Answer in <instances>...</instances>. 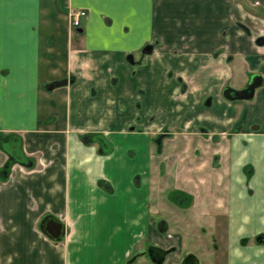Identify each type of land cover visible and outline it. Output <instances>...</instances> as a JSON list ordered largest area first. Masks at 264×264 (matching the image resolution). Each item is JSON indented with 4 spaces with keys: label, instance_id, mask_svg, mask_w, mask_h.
Masks as SVG:
<instances>
[{
    "label": "crops",
    "instance_id": "1",
    "mask_svg": "<svg viewBox=\"0 0 264 264\" xmlns=\"http://www.w3.org/2000/svg\"><path fill=\"white\" fill-rule=\"evenodd\" d=\"M239 23L264 33L239 0H0V264H180L172 222L205 211L225 212V264H264V46ZM251 74L263 79L253 98L223 97ZM164 130L176 137L158 188ZM191 138L220 168L209 156L175 169Z\"/></svg>",
    "mask_w": 264,
    "mask_h": 264
},
{
    "label": "rangeland",
    "instance_id": "2",
    "mask_svg": "<svg viewBox=\"0 0 264 264\" xmlns=\"http://www.w3.org/2000/svg\"><path fill=\"white\" fill-rule=\"evenodd\" d=\"M241 1L242 5L244 4L245 8L250 11V13L257 15V16H263L264 17V7L259 4V1H251V0H239ZM239 27L243 29V31L250 37L253 42L256 45L259 46H264V33H260L258 35H251L249 29L245 27L242 24H238ZM72 27V25H71ZM262 39V43L258 44L257 40ZM148 45V44H146ZM150 45V44H149ZM144 47V46H143ZM142 47V49H143ZM153 48V46L151 45ZM141 53L143 55L148 54L144 53L143 50H141ZM132 59V58H131ZM247 79V78H246ZM246 79L244 83L246 82ZM244 83H239L238 80L235 79H229V82L223 84V88L225 86H230L232 88L238 89L243 86ZM182 91H184V85L182 86ZM211 99L208 97L204 101L205 107H210L211 105ZM256 124H253L255 126ZM201 130V129H200ZM237 128H234L229 132L228 136H231L236 132ZM201 132V131H200ZM205 137H198L199 139H205L208 137L206 133ZM176 137V132L174 133H169V131L164 130L163 133L159 134L155 138L152 139L153 143L156 145L154 152H157V154L164 153L165 157L161 161H159L158 164V179H157V187L160 188L164 182L162 180V177L166 173V167L168 165V160L172 159L171 155V148L163 147V140L165 137ZM220 136L222 138V135H215L212 136L213 140L220 139ZM174 137V138H175ZM198 138H191L190 140V151L188 152V155H186L182 161V159H179V163L175 166V169L181 172H185L186 168L189 167L193 171H196L193 169V166L197 164L199 161L203 160H208V157L211 156L209 153L205 154L203 152V149L200 147L199 148V139ZM227 138V137H226ZM182 139L177 138V145H179L178 151L181 152L183 145L181 144ZM226 141V140H224ZM203 146V145H201ZM212 159V167H217L220 168L221 166V155H213L211 156ZM225 161H222L224 163ZM197 174L193 175H198ZM202 173V172H201ZM205 191H199L198 194H204ZM209 192V191H208ZM227 192L226 191H217V196L218 195H225ZM156 196L158 200H168V201H173L175 203H178L180 205H184L185 207H188L191 202H193V197L192 194H188L187 192L184 191H156ZM204 198V195H202ZM202 200V199H201ZM169 212H163L166 216L168 215ZM160 214V213H159ZM181 216V219L178 218V222H172L175 225V236L177 241L179 242L177 244L178 247H182L184 250V254L186 253H193L197 257H199V262L200 264H225V251H224V238H225V212L223 211H205V212H198L195 213L194 215L188 212H182L179 213ZM192 217H200L203 218V220L200 221H193ZM204 217H207V221L204 220ZM215 219V221H214ZM189 221L188 223L191 224L190 227L185 228L182 227V225L185 224V222ZM187 224V223H186ZM215 225V226H213ZM176 247V246H175ZM212 253H209L211 252ZM136 258V257H135ZM138 260V259H137ZM147 260L142 259L139 260V262H136L138 264H146Z\"/></svg>",
    "mask_w": 264,
    "mask_h": 264
},
{
    "label": "water",
    "instance_id": "3",
    "mask_svg": "<svg viewBox=\"0 0 264 264\" xmlns=\"http://www.w3.org/2000/svg\"><path fill=\"white\" fill-rule=\"evenodd\" d=\"M261 40L262 39L260 38L257 40V42ZM150 49L151 45H146L142 50L148 52ZM262 81L263 80L260 75L252 74L250 75L249 80L244 88L235 89L230 86H225L222 90V94L228 100L249 99L253 96L255 89L261 85ZM54 84H50L48 88H51ZM44 230L52 239H60L63 234L62 224L52 218H48L45 220ZM182 264H198V261L195 255L189 253L186 254L185 257L182 259Z\"/></svg>",
    "mask_w": 264,
    "mask_h": 264
},
{
    "label": "built area",
    "instance_id": "4",
    "mask_svg": "<svg viewBox=\"0 0 264 264\" xmlns=\"http://www.w3.org/2000/svg\"><path fill=\"white\" fill-rule=\"evenodd\" d=\"M70 16V23L73 28H80L82 18L86 17V13L84 10H74L69 13Z\"/></svg>",
    "mask_w": 264,
    "mask_h": 264
},
{
    "label": "flooded vegetation",
    "instance_id": "5",
    "mask_svg": "<svg viewBox=\"0 0 264 264\" xmlns=\"http://www.w3.org/2000/svg\"><path fill=\"white\" fill-rule=\"evenodd\" d=\"M81 28V27H80ZM79 29V28H78ZM258 44H261L262 43V40L261 41H259V42H257ZM146 45H144V47H145ZM143 47V48H144ZM152 50V47H151V49L147 52V51H143L144 53H149L150 51ZM252 75V74H251ZM250 77V76H249ZM249 77L247 78V80H246V82L243 84V86L242 87H240V88H238V89H242V88H244L245 86H246V84H247V82H248V80H249ZM263 80V79H262ZM262 84V83H261ZM259 87V86H258ZM257 87V88H258ZM256 88V89H257ZM255 89V90H256ZM223 90V89H222ZM254 93H255V91H254ZM223 95V94H222ZM253 96H254V94H253ZM253 96L251 97V98H253ZM224 97V96H223ZM225 98V97H224ZM251 98H249V99H251ZM249 99H241V100H249ZM228 100V99H227ZM229 101H235V100H229ZM236 101H240V100H236ZM255 241H257V242H262V241H264V235L262 234V235H257L256 236V239H255ZM248 242V239H246V238H242L241 239V243L242 244H245V243H247ZM174 249V247L173 248H171L170 249V251L171 250H173ZM169 252V251H168ZM191 253V252H190ZM186 254H189V253H186ZM185 254V255H186ZM193 254V253H192ZM193 255H195V254H193ZM195 257H196V255H195ZM196 259H197V257H196ZM197 261H198V259H197ZM199 263V262H198ZM180 264H182V261L180 262Z\"/></svg>",
    "mask_w": 264,
    "mask_h": 264
}]
</instances>
